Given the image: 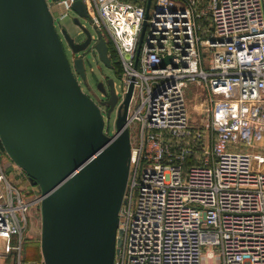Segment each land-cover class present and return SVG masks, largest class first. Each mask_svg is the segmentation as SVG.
<instances>
[{"label": "built area", "instance_id": "2783aa9c", "mask_svg": "<svg viewBox=\"0 0 264 264\" xmlns=\"http://www.w3.org/2000/svg\"><path fill=\"white\" fill-rule=\"evenodd\" d=\"M76 1L48 3L63 18ZM82 1L92 40L107 41L112 65L117 55L115 109L133 84L129 131L140 125L115 264H264V0ZM191 87L206 95L193 106L200 121ZM40 199L9 181L0 157V258L21 264Z\"/></svg>", "mask_w": 264, "mask_h": 264}, {"label": "water", "instance_id": "95a60500", "mask_svg": "<svg viewBox=\"0 0 264 264\" xmlns=\"http://www.w3.org/2000/svg\"><path fill=\"white\" fill-rule=\"evenodd\" d=\"M73 9L87 16L82 0ZM61 34L48 0H0V141L40 187L44 263L115 264L130 170L133 84L118 107L116 135L110 137L100 106L79 82L86 79L82 52L92 35L87 30V39L76 42L65 29ZM143 36L144 31L137 60ZM95 48L112 68L107 41L100 37ZM162 60L170 62L171 56ZM108 86L109 91L104 82L97 84L110 114L119 96L113 79Z\"/></svg>", "mask_w": 264, "mask_h": 264}, {"label": "rangeland", "instance_id": "374dc122", "mask_svg": "<svg viewBox=\"0 0 264 264\" xmlns=\"http://www.w3.org/2000/svg\"><path fill=\"white\" fill-rule=\"evenodd\" d=\"M51 3V1L49 0ZM63 11L58 7L53 8L55 20V27L60 32L65 29L67 33L74 38L76 42H83L87 39V30L91 33L92 36L97 35L96 29L92 26L91 20L87 16H80L74 10L70 11L69 14L63 18H61V14ZM78 19L79 23L75 20ZM61 37L63 39V44L65 51L68 57L72 60L74 55L70 51V48L64 40L62 34ZM95 41L92 40L91 44L88 46L87 50L82 52L84 56V65L86 71V79H82L79 77V82L86 93H88L94 100L100 105L102 108V114L105 121V130L108 128L113 131L116 128V118H117V110L114 109L110 114L105 109L103 101L106 100V96H103L102 92L97 88V82H104L111 78L114 80L115 89L119 91V96H123L122 94V80L120 77L121 69L119 64L117 63V55L113 50V47L110 45V52L112 51L113 58V67H107L99 58L97 51L94 49ZM198 93L192 90V88H188L186 92V96L191 99L192 108L194 105H199L200 100L197 98L195 100ZM204 95L201 96L203 98ZM203 100V99H201ZM194 112V113H193ZM192 112V118L200 121L202 116L195 112ZM139 123L133 122L130 126V131L132 134H136L139 130ZM0 157L2 158V166L4 168L5 174L10 182L17 185L23 192L26 194L27 198L33 199L37 196L41 195V190L38 185H34L29 179L26 172L11 158V156L4 149L1 141H0ZM28 221L29 228L24 236V246L23 251L21 253V264H45L44 258L41 250V232H42V216H41V205H33L28 212ZM17 264V262L11 263Z\"/></svg>", "mask_w": 264, "mask_h": 264}, {"label": "crops", "instance_id": "0c3cea01", "mask_svg": "<svg viewBox=\"0 0 264 264\" xmlns=\"http://www.w3.org/2000/svg\"><path fill=\"white\" fill-rule=\"evenodd\" d=\"M191 88H192L193 91H195L196 93H198V95H197L196 97H194L195 100H196L197 98H198L200 101H202L201 99H203V100L205 99L206 95H205V92H204L203 89L198 88V87H191ZM202 95H204L203 98H201ZM187 99H188V101L191 102V99H190L189 97H187ZM28 228H29V227H28ZM27 230H28V229H27ZM26 232H27V231H26ZM11 263H13V262L6 261V260L0 258V264H11Z\"/></svg>", "mask_w": 264, "mask_h": 264}, {"label": "trees", "instance_id": "16d2710c", "mask_svg": "<svg viewBox=\"0 0 264 264\" xmlns=\"http://www.w3.org/2000/svg\"><path fill=\"white\" fill-rule=\"evenodd\" d=\"M113 55V54H112ZM189 164H193L195 163V158H191L189 161H188Z\"/></svg>", "mask_w": 264, "mask_h": 264}, {"label": "flooded vegetation", "instance_id": "af4514ba", "mask_svg": "<svg viewBox=\"0 0 264 264\" xmlns=\"http://www.w3.org/2000/svg\"><path fill=\"white\" fill-rule=\"evenodd\" d=\"M77 56V55H76ZM97 84H98V82H97ZM105 84V86H106V88H107V90L109 91V86H108V81H107V83H104Z\"/></svg>", "mask_w": 264, "mask_h": 264}, {"label": "bare ground", "instance_id": "6f19581e", "mask_svg": "<svg viewBox=\"0 0 264 264\" xmlns=\"http://www.w3.org/2000/svg\"><path fill=\"white\" fill-rule=\"evenodd\" d=\"M84 90V89H83Z\"/></svg>", "mask_w": 264, "mask_h": 264}]
</instances>
